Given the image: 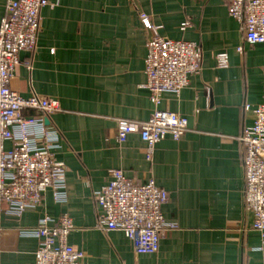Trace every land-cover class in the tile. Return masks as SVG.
I'll return each mask as SVG.
<instances>
[{"label":"crops","instance_id":"1","mask_svg":"<svg viewBox=\"0 0 264 264\" xmlns=\"http://www.w3.org/2000/svg\"><path fill=\"white\" fill-rule=\"evenodd\" d=\"M6 12L0 0V23ZM141 13L161 36L196 42L203 53L189 86L164 93L159 105L185 117L188 129L180 140L167 135L151 161L139 133L118 139L121 122L140 125L155 109L145 73L151 31ZM41 17L37 46L20 53L11 87L62 105L45 124L59 134L53 159L66 168V200L56 202L48 189L42 205L20 217L0 201V264H33L39 240L21 231L63 214L75 225L69 243L88 264H264V241L245 209L240 142L262 102L264 43L245 41L226 0H52ZM222 52L227 68L217 66ZM112 169L137 183L153 179L169 192L163 215L178 228L161 238L156 253L137 254L122 231L100 225L95 193Z\"/></svg>","mask_w":264,"mask_h":264},{"label":"built area","instance_id":"2","mask_svg":"<svg viewBox=\"0 0 264 264\" xmlns=\"http://www.w3.org/2000/svg\"><path fill=\"white\" fill-rule=\"evenodd\" d=\"M5 1L7 12L0 23V201L8 204L9 214L20 217L39 208L48 189L56 202L66 200V168L53 159L59 134L45 124V119L62 111V105L59 100L36 94L23 97L11 87L20 53L36 48L41 10L52 0ZM226 2L231 17L243 26L245 41L252 45L264 43V0ZM140 18L151 31L145 73L155 109L140 125L121 122L118 139L125 142L132 133H139L146 145L147 160L151 161L156 145L167 135L180 140L188 129L185 117L161 110L159 105L164 93L179 94L189 86V77L201 70L203 53L196 42L161 36L159 27L146 14L141 13ZM187 26L189 22L182 29ZM239 51L242 53L243 48ZM216 60L219 68L229 65L226 52L218 54ZM28 110L40 115H25ZM254 115L253 125L246 127L240 137L245 150V209L252 214V230L264 241V91ZM6 141L12 142L11 149H6ZM169 198V192L153 179L137 183L123 170L112 169L108 183L95 193L99 223L106 230L122 231L137 254L156 253L161 238L178 228L163 215ZM53 222L46 215L37 227L21 231V235L39 240L33 264H88L86 253L69 243L75 229L71 217L63 214Z\"/></svg>","mask_w":264,"mask_h":264},{"label":"water","instance_id":"3","mask_svg":"<svg viewBox=\"0 0 264 264\" xmlns=\"http://www.w3.org/2000/svg\"><path fill=\"white\" fill-rule=\"evenodd\" d=\"M45 123L46 124H49V119H45Z\"/></svg>","mask_w":264,"mask_h":264}]
</instances>
